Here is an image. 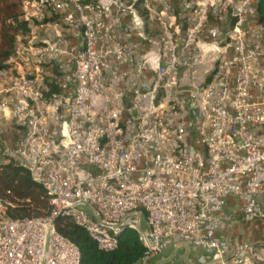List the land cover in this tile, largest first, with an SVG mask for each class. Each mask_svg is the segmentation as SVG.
<instances>
[{
	"label": "built area",
	"instance_id": "obj_1",
	"mask_svg": "<svg viewBox=\"0 0 264 264\" xmlns=\"http://www.w3.org/2000/svg\"><path fill=\"white\" fill-rule=\"evenodd\" d=\"M259 2L23 0L29 30L0 69V164L29 172L52 209L13 218L0 197V264H81L60 216L105 251L136 230L145 264L169 247L264 264L226 236L230 199L264 218Z\"/></svg>",
	"mask_w": 264,
	"mask_h": 264
},
{
	"label": "trees",
	"instance_id": "obj_2",
	"mask_svg": "<svg viewBox=\"0 0 264 264\" xmlns=\"http://www.w3.org/2000/svg\"><path fill=\"white\" fill-rule=\"evenodd\" d=\"M23 0H0V69L13 55L17 34L21 29L28 32L27 23L21 18ZM258 14L264 23V0H260ZM10 191V192H9ZM0 197L12 202L9 214L13 218L41 217L51 212L49 195L43 185L35 181L29 172L14 164H0ZM57 230L74 241L82 253L81 264H138L146 256L147 248L139 234L126 228L120 235L115 250L105 251L98 247L87 230L68 216L55 220Z\"/></svg>",
	"mask_w": 264,
	"mask_h": 264
},
{
	"label": "crops",
	"instance_id": "obj_3",
	"mask_svg": "<svg viewBox=\"0 0 264 264\" xmlns=\"http://www.w3.org/2000/svg\"><path fill=\"white\" fill-rule=\"evenodd\" d=\"M229 208L234 214V221L232 227L228 232H226V236L230 237L231 242L238 243L247 241L264 248V218H259L251 222L246 221L243 218L242 213L239 211L235 199L229 200ZM184 251L185 250H181L180 252H174L173 248L169 247L162 254L148 261L147 264H187L184 259H181L177 263H172L173 261H168L170 256L174 253H176L177 257H181ZM189 251L190 253L187 256V259L190 263V261L196 260V257L198 256L199 252L196 250ZM179 254H181V256ZM138 264H145L144 260L140 261Z\"/></svg>",
	"mask_w": 264,
	"mask_h": 264
},
{
	"label": "rangeland",
	"instance_id": "obj_4",
	"mask_svg": "<svg viewBox=\"0 0 264 264\" xmlns=\"http://www.w3.org/2000/svg\"><path fill=\"white\" fill-rule=\"evenodd\" d=\"M251 222V221H250ZM174 250V249H173ZM181 250H185L183 253H182V256L181 254H179L181 257H177L176 253H174L173 255L170 256L169 260L168 261H173L172 263H177L179 262L181 259H184L186 261L187 264H200L199 261H198V256L196 257V260L195 261H190V263L188 262V259H187V256L188 254L190 253V251L188 249H181ZM181 250H174V252H180ZM176 258V259H175Z\"/></svg>",
	"mask_w": 264,
	"mask_h": 264
}]
</instances>
